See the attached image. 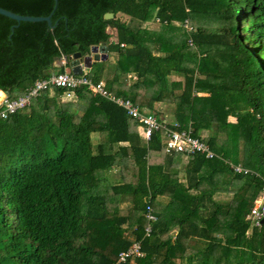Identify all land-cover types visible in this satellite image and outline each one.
Segmentation results:
<instances>
[{
	"label": "trees",
	"instance_id": "obj_1",
	"mask_svg": "<svg viewBox=\"0 0 264 264\" xmlns=\"http://www.w3.org/2000/svg\"><path fill=\"white\" fill-rule=\"evenodd\" d=\"M0 7L50 13L52 24L0 14V90L8 98L62 72L74 52L105 44L116 53L108 90L146 109L172 97L174 121L196 136L209 129L206 142L218 155L196 153L180 169L179 154H164L161 132L142 141L135 120L87 88L76 86L71 98L62 88L44 90L0 118V264H111L133 240L144 255L126 264H264V223L246 218L264 177V0H0ZM215 14V25L201 23ZM104 62L86 75L100 80ZM130 73L133 90H121ZM220 192L230 198L215 199ZM147 204L156 220L145 235Z\"/></svg>",
	"mask_w": 264,
	"mask_h": 264
},
{
	"label": "built area",
	"instance_id": "obj_2",
	"mask_svg": "<svg viewBox=\"0 0 264 264\" xmlns=\"http://www.w3.org/2000/svg\"><path fill=\"white\" fill-rule=\"evenodd\" d=\"M188 11V8H185ZM182 27L191 30L187 20L184 19ZM188 45L193 46L191 39L187 41ZM66 59L62 57L60 64L64 65ZM83 86L87 88L91 93L97 95L108 102L116 105L124 110L125 114L135 120L138 124L139 134L147 142L151 135L155 132H161V143L163 152L166 154H180L186 158L198 153L205 158L218 157V155L210 149L209 145L202 136H196L192 133V129L187 127H179L177 122H166L157 117V115L138 105L134 104L129 98L118 95L108 90L101 80L93 81L86 75L84 68L78 75L71 73L67 68L62 72H54L49 74L45 78L36 79L33 83L26 88L23 94H20L13 98H8L7 95L0 102V118H6L9 114L28 106L32 99L38 96L44 90H51L52 88L64 89V98H71V90L76 86ZM229 164L230 168L237 173L250 174L253 173L257 177H260L257 173L243 167L241 164H233L225 161ZM261 179V189L258 196L253 200V203L246 216L248 220L255 226H258L261 218L264 216V177ZM144 217L147 220V225L144 228L145 235L150 232V224L156 220V216L153 212L151 205L145 206ZM144 255L141 250V243L139 240H133L125 249L120 250L115 260L111 264H126L132 262L135 258H140Z\"/></svg>",
	"mask_w": 264,
	"mask_h": 264
},
{
	"label": "water",
	"instance_id": "obj_3",
	"mask_svg": "<svg viewBox=\"0 0 264 264\" xmlns=\"http://www.w3.org/2000/svg\"><path fill=\"white\" fill-rule=\"evenodd\" d=\"M54 6L56 4V0H53ZM0 14L6 16L16 22L19 21H44L48 26H52L50 21V13L44 16H31V15H21L14 13L10 10L4 9L0 7ZM112 17L111 12H106L103 14V18L109 19ZM16 27V24L10 26V31ZM130 46V45H128ZM65 58V57H64ZM107 58V47L105 44H97L89 46L88 53L81 55L80 52H74L70 56L67 57L68 68L71 73L74 75H78L82 72V68H90L93 62L104 61ZM60 63V60H59ZM7 95V93L3 90H0V102ZM260 223H264V216L261 218Z\"/></svg>",
	"mask_w": 264,
	"mask_h": 264
},
{
	"label": "crops",
	"instance_id": "obj_4",
	"mask_svg": "<svg viewBox=\"0 0 264 264\" xmlns=\"http://www.w3.org/2000/svg\"><path fill=\"white\" fill-rule=\"evenodd\" d=\"M185 8H188V7H185ZM123 15V14H122ZM124 17H126V19H127V16H125V15H123ZM185 20H187V19H185ZM127 21V20H126ZM184 21V20H183ZM182 21V22H183ZM187 22H188V20H187ZM182 25V24H181ZM188 25L191 27V30H192V26H191V24H189V22H188ZM183 30H185L186 32H189L190 30H188V29H185L184 27H183ZM113 32H114V30H112ZM111 31V32H112ZM115 60H116V53H114V52H108L107 51V58H106V61H108L107 63V66H106V63H104L103 65H102V76H101V81L104 83V81H105V77L107 76L106 75V72L107 73H109L108 75L109 76H111V72H112V70H113V65H114V62H115ZM61 65V64H60ZM91 68V67H90ZM66 69V68H65ZM65 69H63V70H65ZM83 69V68H82ZM84 70H85V68H84ZM109 76H107V78H109ZM134 81V75L133 74H127L123 79H122V82H121V85L119 86V88L121 89V90H125V91H130V90H133L132 89V82ZM165 102H167V100H166V98H164V99H162L161 101H154V100H150L149 101V104H148V108L146 109V108H143V109H146V110H150V111H152V112H154V113H160V112H162L163 110H165L166 111V107H165V109H163V107H164V105H165ZM156 113V115H157V117L158 118H160V119H162L161 117H160V114L158 115ZM164 115H168L170 118H168V120L167 119H162V120H164V121H166V122H168V123H170V122H173L174 121V119H173V116H172V111H171V114H167L166 112H164ZM175 122V121H174ZM200 131H202V130H200ZM137 132H138V135H139V137H140V139L142 140V141H144L143 139H142V137L140 136V134H139V130L137 129ZM202 132H205V131H202ZM198 136H202V135H200V134H198ZM202 137H206V135L205 136H202ZM92 138H93V140L95 141L96 139H97V134L96 133H94V134H92ZM164 154H166V153H164ZM173 154V153H172ZM166 155H171V154H166ZM179 156H180V158L181 157H183V158H186V157H184V156H182V155H180L179 154ZM187 159L188 158H186V160L185 159H182V164H184V163H186V161H187ZM177 164H180V161H179V163H177ZM182 164H180V165H182ZM111 172H113V169L111 170V171H109L108 172V176H109V178L110 179H113L112 178V175H111ZM193 193H195V191L193 192ZM218 194V193H217ZM215 197V196H214ZM162 200H164V198L163 197H157L156 198V201L157 202H160V201H162ZM157 202H154L153 203V206H155V208L158 206V208H161L162 206L161 205H159V204H157ZM174 231V230H173ZM174 233V232H173ZM128 236V238L129 239H131L132 238V236L131 235H127Z\"/></svg>",
	"mask_w": 264,
	"mask_h": 264
},
{
	"label": "rangeland",
	"instance_id": "obj_5",
	"mask_svg": "<svg viewBox=\"0 0 264 264\" xmlns=\"http://www.w3.org/2000/svg\"><path fill=\"white\" fill-rule=\"evenodd\" d=\"M119 17L121 18V20H124V21H126L127 19H126V17H124L122 14H120L119 15ZM218 18H219V16H217L216 14L213 16V17H211V18H208V21H201V23H203V25L204 26H206L207 24L208 25H215L216 23V21L218 20ZM174 24H176V25H179V23H177V22H175ZM155 25L153 24L152 25V23H149L148 24V27H154ZM113 29H108V32L110 31H112ZM113 32V31H112ZM189 46H191V45H189ZM192 47V46H191ZM193 48H195V47H193ZM211 51H213L212 49L210 50V52ZM213 53V52H212ZM108 61H106V62H104V63H106V66H107V63ZM57 65H59L60 66V63H59V61L56 63ZM66 69L68 68V67H65ZM64 68V69H65ZM58 69V68H57ZM57 69L56 70H54V71H52V72H56L57 71ZM85 72H89V71H92V72H96L95 71V68L93 69V68H87V69H85L84 70ZM109 73H107L106 72V75L107 76H109L108 75ZM107 76L105 77V78H107ZM110 77V76H109ZM180 79V77H177V76H170L169 77V79ZM15 91V90H14ZM175 93H178V91L176 90V91H174ZM166 100H167V102H165V105H164V107H163V109H165V107L167 108L166 109V111L165 110H163L162 112H156L158 115L160 114V117L162 118V119H167L168 120V118H170L168 115H164V112H166L167 114L169 113V114H171V111H172V108H173V104H172V97H168V98H166ZM155 113V114H156ZM230 120H233V118H230ZM174 122V121H173ZM202 131H205V132H202ZM202 131H199V134L200 135H202V136H205L206 135V137H205V141H206V139L208 138V137H210L211 136V132H210V130L209 129H203ZM218 139H220V138H218ZM182 159H185L186 160V158H183V157H181L180 159H179V161H180V164H182ZM179 164V165H180ZM178 165V166H179ZM180 167V169H181V167H182V165H180L179 166ZM215 196V199H217V200H228L229 198H230V194L229 193H226V192H220V193H218V194H215L214 195Z\"/></svg>",
	"mask_w": 264,
	"mask_h": 264
}]
</instances>
